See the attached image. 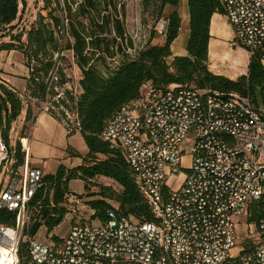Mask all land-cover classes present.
<instances>
[{"label":"built area","instance_id":"built-area-1","mask_svg":"<svg viewBox=\"0 0 264 264\" xmlns=\"http://www.w3.org/2000/svg\"><path fill=\"white\" fill-rule=\"evenodd\" d=\"M216 1L233 29L235 44L264 68V0ZM165 27L161 19L152 30L163 35ZM56 66L47 82L57 81ZM55 92L52 100L64 98L62 90ZM20 95L58 117L67 133L79 132L76 112L42 102L26 90ZM28 134L18 137L22 167L4 169L10 177L0 187V215L15 216L11 226L0 223L6 264H19L21 242L27 243L32 264H264V109H256L248 96L145 84L139 96L108 121L101 139L122 154L153 220L110 210L103 222L72 223V218L68 233L57 240L41 242L24 234L27 206L43 177L41 169L30 167ZM184 156L189 157L187 168L180 167ZM6 160L0 136V165ZM180 170L183 181L170 189L168 182ZM67 199L78 202L73 193ZM255 212L257 219L252 218ZM242 223L244 238L257 239L234 253L242 240Z\"/></svg>","mask_w":264,"mask_h":264},{"label":"trees","instance_id":"trees-1","mask_svg":"<svg viewBox=\"0 0 264 264\" xmlns=\"http://www.w3.org/2000/svg\"><path fill=\"white\" fill-rule=\"evenodd\" d=\"M26 1L0 0V53L16 51L23 56L28 70L25 90L30 96L77 113L79 132L88 149L83 164L68 170L60 166L54 174H43L42 186L27 206L30 224L24 234L30 238H35L42 227L46 229L48 239L59 238L50 237V233L69 212L63 203L70 194L68 183L73 179L82 180L85 189L98 177L111 180L120 188L117 192L111 187L99 186L98 199L88 202L95 222H103L107 212L115 209L136 220H153L122 154L101 139L108 121L123 105L136 99L145 84L156 89L187 85L201 90L234 92L248 96L256 109H264V68L257 59L249 58L247 75L235 80L208 70L210 19L215 13L223 14L216 0H186L189 16L186 56L173 57L170 62L171 44L181 27L178 11L181 0H156L158 18L169 9L164 17V41L147 44L138 51L124 24V0H39L41 5L25 28L26 24L19 25ZM15 26L16 33L11 34ZM7 35L9 40L4 41ZM127 49L133 50L135 56H130ZM64 52H70L71 62L80 72L78 93L68 88L71 78L66 73L69 66H63L68 60ZM117 58V65L110 69L108 62ZM55 64L57 81L47 82ZM56 88L64 94L58 101L52 100L57 95ZM20 113L19 93L0 81V135L6 146L9 145L11 124ZM50 116L59 122L58 117ZM30 117L31 111L27 119ZM15 159L13 167L17 170L23 165L19 143L15 148ZM107 200L116 203L117 207ZM252 218H258L257 212ZM14 219L11 213L0 215L3 225H13ZM18 260L19 264H32L25 242L19 245Z\"/></svg>","mask_w":264,"mask_h":264},{"label":"rangeland","instance_id":"rangeland-1","mask_svg":"<svg viewBox=\"0 0 264 264\" xmlns=\"http://www.w3.org/2000/svg\"><path fill=\"white\" fill-rule=\"evenodd\" d=\"M125 1V19L124 24L126 26L127 33L132 35L133 40V47L136 51L142 49L147 44L155 45L161 44L164 35H160L154 30V27L158 28V22L169 13V9L167 8L164 10L163 15L161 18H158V11H157V2L156 0H124ZM186 0H182L179 5V13L182 21V26L179 32L178 37L172 43V49L174 51H179L183 48L186 40V22L185 16L187 15V8L185 7ZM41 2L39 0H27L26 6L23 14L22 21H20V27L26 24L25 28L28 27V24L34 19L36 15V10L40 7ZM223 21L227 23V19L224 15H221ZM16 25V24H15ZM231 32H232V39H233V30L231 26L227 23ZM11 34L16 33V26L15 29L10 31ZM149 36V38H148ZM9 36L7 35L4 38V41H8ZM228 49H233L234 58L237 59L238 62L241 60L243 61L242 68H245V61L248 59L247 52L240 46L236 44H231V39L223 38V37H216L215 42L213 43V54L212 58L214 59L215 63L222 62L221 59L225 55ZM127 53L130 56H135V52L127 49ZM65 57L68 58L66 62L63 63V66H69L66 69L67 75L71 78L70 83L68 84V88L75 90L76 92L79 91L77 82L80 77V72L76 66H73L70 58V52H64ZM115 61L110 60L109 67L113 69L114 66L117 65V60ZM243 72V71H241ZM238 73V76L241 74ZM28 70L25 66L23 56L16 51H3L0 53V81L3 85L7 88H13L16 90L19 95L23 93L26 89ZM21 100V113L11 124V130L9 132V145L6 146L7 151V160L6 163H1L0 169L3 171L4 169L7 171H14L16 168L13 167L16 159H15V148L17 146L18 137H24L30 128V120L32 116L39 111L36 107L31 106L27 101L25 96L20 95ZM31 111V117L27 119L29 112ZM58 136L59 138L55 144V153L53 157L46 161V164L43 166L41 162V169L43 174H54L60 166H63L65 169H72L77 165H81L84 163L88 155V149L86 143L84 141L83 136L80 132H74L72 134H68L65 128L60 126L58 129ZM1 136V135H0ZM20 147V145H19ZM21 149V148H20ZM31 164H33V159L30 157ZM189 165V157L184 156L181 159V168H187ZM4 170L3 175L0 179V187L5 186L10 177V173ZM184 179V171L180 170V173L176 175L175 178H172L168 182V187L170 189H176ZM85 183L80 179H73L68 183V193H73L77 197V204L69 202L68 199H65L63 206L69 211L65 216L64 221L55 228L51 233L50 237L55 236H63L68 228L71 227V220L72 223L74 221H88V222H95V219L92 217L93 211L90 209L88 202L94 199H98L96 195L99 192V186L111 187L113 190L119 192L120 188L111 180L105 178H95L91 182L88 183L87 189L84 188ZM66 193L64 198L67 196ZM111 205L117 207V204L113 201L107 200ZM72 211L75 213L73 214ZM71 213V214H70ZM75 217H72L74 216ZM30 224V216L29 222ZM245 223V222H244ZM28 224V225H29ZM246 225V224H245ZM251 232L255 235V225L252 223ZM246 226L240 224L239 227V237L240 240L239 244L237 245L236 249L233 251L234 253L237 252L238 249L244 248L247 244L256 241V236L252 239L244 238L246 235ZM47 231L44 227L40 228L37 232L35 239L41 242L46 241L48 239L46 237Z\"/></svg>","mask_w":264,"mask_h":264},{"label":"crops","instance_id":"crops-1","mask_svg":"<svg viewBox=\"0 0 264 264\" xmlns=\"http://www.w3.org/2000/svg\"><path fill=\"white\" fill-rule=\"evenodd\" d=\"M185 7L187 8L186 2H185ZM178 11H179V8H178ZM221 15L223 14L215 13L212 15L210 19L209 28H208L209 40H208L207 67H208V70L214 75L223 76L230 80H235L239 76L247 75L249 57L245 61V68H242L243 61L241 60L240 62H238L237 59L234 58L235 51L233 49H228L225 55L221 59L222 62L215 63L214 59L212 58V54H213V43L215 42L216 37H223V38L227 37V39L229 40L231 39L232 45L235 44L234 36L232 39V32L229 26L227 25V23L229 24V22L227 21V23H225L222 17H219ZM184 19H185L186 28H187L185 44L183 48L177 52L174 51L171 46L170 49H171L172 56L168 59V62H170L173 57L186 56L185 45H186V41L189 35L188 10H187V15L185 16ZM181 26H182V21H181ZM233 35H234V32H233ZM163 41H164V38L162 42ZM240 72L241 74L238 76V73ZM80 78L81 76L79 77V79ZM77 85H78V82H77ZM60 126H62L60 122L52 118L48 113H46L40 108H39V111H37L32 116L30 120V128L28 130L29 134L27 135L28 136L27 139H28L29 157L33 159V164H31V161L29 159L30 167L41 169L40 167L41 162L43 163V166H44L46 164V161L50 159L51 157H53V154L55 153V144L57 140L59 139L57 138V136L59 133L58 129L60 128ZM23 144L26 146L25 139L23 140ZM68 231H69V228L63 236H65L68 233ZM63 236H58V237H63Z\"/></svg>","mask_w":264,"mask_h":264},{"label":"bare ground","instance_id":"bare-ground-1","mask_svg":"<svg viewBox=\"0 0 264 264\" xmlns=\"http://www.w3.org/2000/svg\"><path fill=\"white\" fill-rule=\"evenodd\" d=\"M25 143H26V146H27V141L26 140H25ZM5 255H6L5 252L0 250V264H6L5 261H4V258H6Z\"/></svg>","mask_w":264,"mask_h":264}]
</instances>
